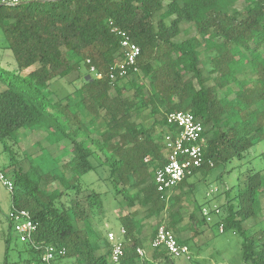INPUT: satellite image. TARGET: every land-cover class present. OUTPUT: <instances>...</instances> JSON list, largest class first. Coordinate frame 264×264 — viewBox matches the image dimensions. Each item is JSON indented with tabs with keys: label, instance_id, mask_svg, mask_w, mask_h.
Segmentation results:
<instances>
[{
	"label": "trees",
	"instance_id": "1",
	"mask_svg": "<svg viewBox=\"0 0 264 264\" xmlns=\"http://www.w3.org/2000/svg\"><path fill=\"white\" fill-rule=\"evenodd\" d=\"M244 2L240 10L236 0H35L18 5L0 0V27L15 57L14 67L0 63V143L9 157L12 204L30 211L38 242L65 248L53 264H112L108 237L100 252L88 226L86 208L102 211V197L82 177L96 169L110 173L114 193L123 196L128 209L118 217L125 229L119 264H173L166 249L152 246L156 228L148 232L145 223L169 204L155 182V170L165 162L166 115L190 111L204 125L200 142L205 162L194 174L242 157L264 138V0ZM183 22H192L203 36L177 40ZM115 28L141 49L134 97L126 96L117 82L125 77H109L121 46L122 35ZM202 46L212 52L207 75ZM82 64L89 70L95 66L103 77L88 73L75 102L70 94L54 97L48 90L51 80L79 71ZM225 88L219 96L218 90ZM231 94L238 103L230 101ZM147 109L150 125L134 118ZM83 112L106 118L98 135ZM21 129L46 130L50 145L61 149L51 158L53 167L35 161L28 168L22 165ZM262 194L264 169L249 171L220 222L221 231L241 236L242 259L249 264H264V225L254 230L244 225L258 216ZM225 195L230 197L229 189ZM136 206L145 208L146 215L139 217ZM172 217L168 226L174 231L179 218ZM190 219L197 224L195 213ZM25 245L26 257L10 260L8 237L2 264H48L41 250ZM139 247L150 255L140 256Z\"/></svg>",
	"mask_w": 264,
	"mask_h": 264
},
{
	"label": "rangeland",
	"instance_id": "2",
	"mask_svg": "<svg viewBox=\"0 0 264 264\" xmlns=\"http://www.w3.org/2000/svg\"><path fill=\"white\" fill-rule=\"evenodd\" d=\"M244 6V0H236V8L243 10ZM202 36L192 22H183L181 24V33L177 37V40L181 41L187 38L200 39ZM199 50L202 54V60L206 62L204 71L205 75H207L213 66V62L210 60L212 52L211 50H206L205 46L200 47ZM0 63L6 67L15 66L14 54L7 46V41L1 27ZM88 73L92 74L88 67L82 64L79 71H75L67 77L53 78L48 90L57 99L70 94L72 96L71 101L75 102L79 99L77 90L83 84V79ZM247 73L250 76L252 75L249 71ZM140 77V73H138V75H130L117 81L123 87L126 96L134 97L133 80L136 78V82H138L141 79ZM238 77L240 80L243 79L242 75H238ZM212 83L213 81L210 80L209 84ZM238 84L231 83L230 86L237 87ZM226 91L227 88L219 89V96H223ZM229 99L233 103L239 102L235 94H231ZM149 111L150 109H147L141 117L135 116L134 118L145 125H150ZM83 118L86 123L91 122L94 124V133L96 135L100 133L99 125L106 120L104 117H92L88 112H83ZM46 135L47 132L44 129L34 131L27 129L20 130L18 145L22 165L25 168H28L33 161L47 164L50 167L54 166L51 158L60 153L61 149L51 146ZM67 158L65 157V160ZM8 160L9 157L4 152L2 143H0V170L4 171L7 176H9L6 169ZM263 169L264 138L252 145L244 152L242 157L232 158L227 162L216 165L207 172L198 171L189 176L186 182L175 190L171 201L163 213L159 217L145 220V223L149 225L147 227L148 232L154 231L163 221L168 225L169 220L174 216L179 218L178 228L174 231L180 240L187 241L190 254L189 257H174L173 264H243L241 236L232 230L221 231L220 222L224 215V207L232 201L231 199L238 193V190L244 187L249 171ZM82 180L88 187L98 191L102 197V211H99L98 207H87L86 210L89 216L88 226L95 233L94 236L100 246V252H104L106 249H103L104 239L108 231H113L120 237L121 224L118 217L126 213L128 209L124 206L123 196L115 195L110 173L106 170L96 169L91 171L84 175ZM49 189H52V187H49ZM228 189L230 197L226 198L225 192ZM260 198L261 209L258 216L247 219L244 223L245 227L252 228L253 230L258 229L261 224L264 225V194ZM11 208L12 193L0 180V264L5 259L8 237L10 238L9 259L18 260L26 257V253L23 251L26 245L20 240L18 233L11 226L12 222L9 217ZM135 209L139 210V217L146 215L145 208L136 206ZM204 211L207 212V215H204ZM192 213L196 214L198 220L196 225H193V222H191L190 215ZM81 225L84 226V224ZM195 226L199 233H195Z\"/></svg>",
	"mask_w": 264,
	"mask_h": 264
},
{
	"label": "built area",
	"instance_id": "3",
	"mask_svg": "<svg viewBox=\"0 0 264 264\" xmlns=\"http://www.w3.org/2000/svg\"><path fill=\"white\" fill-rule=\"evenodd\" d=\"M27 1L30 0H2L3 3L8 5H18ZM114 30H117L122 37L118 58L109 73L112 81H115L118 77H128L139 73L140 68L137 61L141 54L140 46L130 35L117 28ZM90 71L97 78L103 77V73L97 70L95 66H91ZM166 120L168 126L163 134L162 149L165 162L155 170V182L162 198L169 203L176 187L185 178L193 175L205 162L203 145L200 142L203 137L204 125L190 111L185 110L169 112L166 115ZM208 162L210 165H213L211 160H208ZM0 180L10 193L13 194L14 183L2 170H0ZM204 215H207L206 211H204ZM9 217L20 240L41 250L42 259L46 263L53 264L57 257L65 254V248L38 242L35 239L38 225L33 220L29 210L18 209L12 204ZM220 229H223V224L220 225ZM124 234V228L120 229V237L113 231H108L107 233L110 242V260L112 264H119L121 258L124 256ZM151 244L153 247L166 249L172 258L179 256L189 257L190 254L188 244L181 243L176 233L164 221L156 227V234L151 240ZM137 252L142 257L146 256V250L141 247L137 249ZM243 264L249 263L243 262Z\"/></svg>",
	"mask_w": 264,
	"mask_h": 264
},
{
	"label": "water",
	"instance_id": "4",
	"mask_svg": "<svg viewBox=\"0 0 264 264\" xmlns=\"http://www.w3.org/2000/svg\"><path fill=\"white\" fill-rule=\"evenodd\" d=\"M31 2H34L35 0H30ZM39 1H44V0H39ZM28 2V1H27ZM23 3V2H22ZM4 4H6V3H4ZM21 4V3H20Z\"/></svg>",
	"mask_w": 264,
	"mask_h": 264
},
{
	"label": "crops",
	"instance_id": "5",
	"mask_svg": "<svg viewBox=\"0 0 264 264\" xmlns=\"http://www.w3.org/2000/svg\"><path fill=\"white\" fill-rule=\"evenodd\" d=\"M146 255H148V256H149V255H150V254H149V252H146Z\"/></svg>",
	"mask_w": 264,
	"mask_h": 264
}]
</instances>
